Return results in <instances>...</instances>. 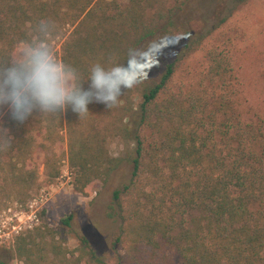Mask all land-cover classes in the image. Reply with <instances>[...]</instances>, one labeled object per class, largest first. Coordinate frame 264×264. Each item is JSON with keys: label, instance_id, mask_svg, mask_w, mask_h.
I'll use <instances>...</instances> for the list:
<instances>
[{"label": "trees", "instance_id": "obj_1", "mask_svg": "<svg viewBox=\"0 0 264 264\" xmlns=\"http://www.w3.org/2000/svg\"><path fill=\"white\" fill-rule=\"evenodd\" d=\"M168 1L0 0V207L30 197L41 164L59 177L66 158L74 189L91 196L124 161L111 142L134 151L107 210L115 261L87 237L65 248L46 225L15 239L22 264H264V52L203 48L205 68L173 85L202 33L156 76ZM61 36L63 97L43 67Z\"/></svg>", "mask_w": 264, "mask_h": 264}, {"label": "rangeland", "instance_id": "obj_2", "mask_svg": "<svg viewBox=\"0 0 264 264\" xmlns=\"http://www.w3.org/2000/svg\"><path fill=\"white\" fill-rule=\"evenodd\" d=\"M164 14L153 39L158 58L156 76L184 41L209 33L202 48L194 52L177 71L173 85L192 79L205 68L203 48L226 46L245 53L243 57L248 53L254 58L264 52V0H169ZM223 16L226 20L219 24ZM67 30L69 32L72 28ZM63 41L62 36L53 41L52 52L43 64L46 83L61 97L67 87L72 86V77L64 72L61 65ZM21 54L26 55V49H22ZM238 60L244 63L245 58L244 61ZM60 150L67 153L66 144H62ZM110 150L113 155L124 157V161L107 183L94 184L91 196L74 189L73 173L67 158L63 161L61 175L54 179L48 178L45 166L41 164L39 186L30 197L25 202L8 201L0 207V259L8 264H22L13 255L15 239L38 226L47 225L65 248L76 250L81 246L82 238L87 237L91 246L113 263L118 255L113 246L118 222L107 216V210L114 191L131 176L134 151L131 142L121 139L113 140ZM69 214L73 217L71 225L67 226L63 219ZM119 252L122 253L123 249Z\"/></svg>", "mask_w": 264, "mask_h": 264}]
</instances>
